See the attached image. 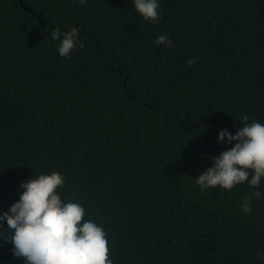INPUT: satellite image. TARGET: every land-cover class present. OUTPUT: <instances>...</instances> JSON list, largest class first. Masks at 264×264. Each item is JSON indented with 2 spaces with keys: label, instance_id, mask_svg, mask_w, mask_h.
<instances>
[{
  "label": "trees",
  "instance_id": "1",
  "mask_svg": "<svg viewBox=\"0 0 264 264\" xmlns=\"http://www.w3.org/2000/svg\"><path fill=\"white\" fill-rule=\"evenodd\" d=\"M22 1L37 15L0 0V213L56 173L113 264H264V198L245 214L247 183L194 181L231 147L219 130L264 123V0H160L155 24L132 0ZM57 26L83 50L61 59ZM12 247L0 241V261L22 264Z\"/></svg>",
  "mask_w": 264,
  "mask_h": 264
},
{
  "label": "clouds",
  "instance_id": "2",
  "mask_svg": "<svg viewBox=\"0 0 264 264\" xmlns=\"http://www.w3.org/2000/svg\"><path fill=\"white\" fill-rule=\"evenodd\" d=\"M76 3L83 7L88 0ZM132 4L145 21L155 24L162 18L160 0H132ZM51 39L58 42L56 52L65 60L84 47L77 29L63 31L57 26ZM155 44L158 48L175 47L166 34L159 35ZM196 62L192 58L187 65ZM238 120L242 126L234 135L227 128L218 132L217 143L231 147L219 156L206 157L212 166L194 181L202 193L217 187L230 191L247 183L256 190L243 197L240 208L251 214L253 201L264 198V192L258 190L264 182V123L249 122L247 115ZM64 184V177L56 173L23 181L17 189L19 199L0 213V241L12 244L13 257L22 264H113L104 226L90 216L86 218L85 206L79 201L61 198L58 190Z\"/></svg>",
  "mask_w": 264,
  "mask_h": 264
},
{
  "label": "water",
  "instance_id": "3",
  "mask_svg": "<svg viewBox=\"0 0 264 264\" xmlns=\"http://www.w3.org/2000/svg\"><path fill=\"white\" fill-rule=\"evenodd\" d=\"M19 2H20V5H21L26 11L31 12V13H33V14H36V12L32 11V9H31L30 7L26 6V5L23 3L22 0H19ZM36 15H37V14H36Z\"/></svg>",
  "mask_w": 264,
  "mask_h": 264
}]
</instances>
